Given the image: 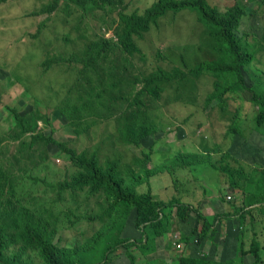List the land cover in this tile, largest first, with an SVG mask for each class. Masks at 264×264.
Listing matches in <instances>:
<instances>
[{"label": "rangeland", "instance_id": "1", "mask_svg": "<svg viewBox=\"0 0 264 264\" xmlns=\"http://www.w3.org/2000/svg\"><path fill=\"white\" fill-rule=\"evenodd\" d=\"M50 1L0 0V165L9 177V196L49 222L57 247L73 249L103 232L109 219L107 201L101 189L91 191L89 186L62 190L61 182L72 179L81 168L58 144L46 138L33 141V135H53L79 152H96L103 167L107 160H115L123 176L129 167L140 170L145 154L150 153V167L164 170L150 178L156 198L194 199L203 204L210 220L212 212L226 203L232 217L219 221L216 232L199 242L202 223L196 214L186 222L171 215L161 235L151 226L146 228L148 254L120 247L106 264H131L128 250L135 264H177L183 255L218 261L242 258L243 264H252L253 242L264 264V196L253 194L256 186L241 178L230 190L227 174L219 169L228 164L264 183V124H257L259 106L250 101L251 93L245 88L226 94L225 109L218 100L207 103L216 77L208 70L194 77L189 70L220 55L197 13L169 11L135 37L139 46L135 53L115 47L85 66L79 57L95 55V43L118 37L119 9L142 13L155 0H121L125 8L93 1L83 7L62 0L56 10L47 12L43 9ZM209 2L220 10L239 3L247 13L237 35L253 44L263 41L264 0ZM251 66L264 71V51L257 52ZM176 67L188 75L153 82L150 87L158 95L148 91L140 95L144 103H139L143 109L139 114L148 117L155 132L139 144L123 139L122 117L143 88L144 78L158 69ZM181 153H197L204 160L209 156L210 162L197 163L190 157L191 164L184 165L186 160L177 158ZM188 167L194 168L185 174L190 181L186 177L184 181L182 169ZM137 189L145 192L147 186ZM134 219L133 213L101 241L98 259L113 235L142 237ZM24 260L46 264L33 249L25 252Z\"/></svg>", "mask_w": 264, "mask_h": 264}, {"label": "trees", "instance_id": "2", "mask_svg": "<svg viewBox=\"0 0 264 264\" xmlns=\"http://www.w3.org/2000/svg\"><path fill=\"white\" fill-rule=\"evenodd\" d=\"M62 0H51L45 5L43 10L52 12L56 10ZM77 5L86 7L88 1H93L101 6L105 4L122 5L121 0H70ZM123 8L124 5H122ZM190 10L197 13V19L207 28L208 33L214 39V50L220 55L213 60L198 62L196 66L189 70L194 77L206 70L211 71L216 77L214 90L207 95V103L218 100L222 109L226 108V94L235 92L237 88H245L250 94V101L259 106V111L255 116L258 125L264 124V71L259 68H252L251 64L258 51H264L263 41L253 44L242 41L237 35V29L241 19L246 15V9L239 3H235L225 10H220L211 5L209 0H155L150 6L140 13L138 11L127 12L119 9L118 19L120 20V30L118 37L113 39H102L92 46L95 55L81 56L77 60L84 62L85 66L95 61L98 57L112 51L115 47H120L123 52L133 54L138 51L139 46L135 37L148 31L152 25L157 24L159 19L169 11L180 12ZM264 32V30H263ZM54 61V60H51ZM87 64V65H86ZM200 74V75H201ZM187 71L181 68H174L173 71H165L162 68L144 78V86L139 90L134 99L130 101L129 111L123 115V125L120 133L121 137L129 142L139 144L144 138L155 132L154 125L150 123L148 117L139 114L143 109L139 103H144L140 95L144 91L158 95L156 90L150 87L153 82L161 79L172 80L174 78H185ZM97 93V92H95ZM80 102V101H77ZM78 106L74 109L78 110ZM21 120L23 118L17 114ZM28 131H33L32 126H25ZM33 141L46 138L49 142L58 144L65 152L69 153L72 161L81 168L78 174L72 179L61 182L62 190L71 188L73 190L89 186L91 191L101 189L108 204L109 219L102 227L103 232L96 234L85 245L73 249H61L53 242V233L50 230L49 222L42 220L25 206H19L13 198L9 196L6 189V181L9 177L7 172L0 165V264H34L24 260L25 252L29 249L37 250L46 264H106L110 255L115 253L120 247L139 249L142 253H147L149 244L146 236V228L153 227L156 235H161L166 230L167 224L171 221V215L186 222L196 214L201 220V227L198 231V241L202 242L210 234L216 232V225L222 219L232 217L230 212L216 213L212 220L203 214L191 203L179 200L176 197L168 200L158 199L152 190L150 178L163 172V168L150 167V153L145 154L143 167L135 171L130 167L127 169V176H123L119 169L118 162L107 160L103 167L98 162V154L92 152H79L76 148L69 147L66 141H60L53 135L34 134ZM229 156V154H227ZM195 157L194 161L202 163L210 162V157L202 159L197 153H181L177 158L186 160L184 165L191 164L188 159ZM229 178V188L233 190L237 185V178H241L247 185L256 186L253 194H262L261 189L264 183L255 182L243 170L233 168L230 165L219 167ZM146 184L145 192L138 191L137 187ZM262 190L261 193H259ZM135 214L134 225L140 231V239L121 237L119 233L112 236L111 242L101 251V257H97V247L102 240L108 238L112 231L120 223L122 224L132 214ZM102 218V216H97ZM195 231L193 230L192 233ZM188 241V238H185ZM257 243H252L250 252L254 255L252 264H262V258L257 251ZM13 249L11 252H9ZM154 251V250H152ZM131 264H135V258L131 250ZM148 254V253H147ZM177 264H243L242 258L229 257L227 260L218 261L216 259L183 255Z\"/></svg>", "mask_w": 264, "mask_h": 264}, {"label": "crops", "instance_id": "3", "mask_svg": "<svg viewBox=\"0 0 264 264\" xmlns=\"http://www.w3.org/2000/svg\"><path fill=\"white\" fill-rule=\"evenodd\" d=\"M193 168L194 167H188V168H184V169H182V172H184L183 173V175H182V179L184 180V181H186V179H185V174H187V172H189L190 170H193ZM222 177V176H221ZM187 178V177H186ZM188 180H189V178H187ZM222 180H223V185L225 186V181H224V178L222 177ZM190 181V180H189ZM191 183V182H190ZM192 185H194V183H191ZM190 184V185H191ZM194 188V187H193ZM183 201V200H182ZM184 202H188V203H191L193 206H195V207H197L203 214H205L206 216H208V214L209 213H207V212H205L204 211V208H203V204L201 205H198V201H195L194 199H192L191 201H189V200H187V199H185L184 200ZM231 211V209H230V206L228 205V204H226L225 203V205L223 206V209H219L218 211L217 210H215V211H213L212 212V214L213 215H215L216 213H223V212H230ZM213 215H211V216H213Z\"/></svg>", "mask_w": 264, "mask_h": 264}, {"label": "built area", "instance_id": "4", "mask_svg": "<svg viewBox=\"0 0 264 264\" xmlns=\"http://www.w3.org/2000/svg\"><path fill=\"white\" fill-rule=\"evenodd\" d=\"M227 197L231 198L230 195H228ZM177 248L181 249L182 248V243L179 242V244L177 245Z\"/></svg>", "mask_w": 264, "mask_h": 264}]
</instances>
